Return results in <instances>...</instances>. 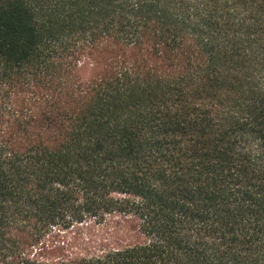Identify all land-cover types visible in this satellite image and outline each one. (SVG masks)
Instances as JSON below:
<instances>
[{"label":"trees","instance_id":"trees-1","mask_svg":"<svg viewBox=\"0 0 264 264\" xmlns=\"http://www.w3.org/2000/svg\"><path fill=\"white\" fill-rule=\"evenodd\" d=\"M0 264H264V0H0Z\"/></svg>","mask_w":264,"mask_h":264}]
</instances>
